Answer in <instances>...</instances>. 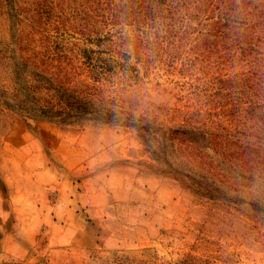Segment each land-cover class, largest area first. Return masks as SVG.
I'll list each match as a JSON object with an SVG mask.
<instances>
[{
  "label": "rangeland",
  "instance_id": "obj_1",
  "mask_svg": "<svg viewBox=\"0 0 264 264\" xmlns=\"http://www.w3.org/2000/svg\"><path fill=\"white\" fill-rule=\"evenodd\" d=\"M0 264H264V0H0Z\"/></svg>",
  "mask_w": 264,
  "mask_h": 264
}]
</instances>
